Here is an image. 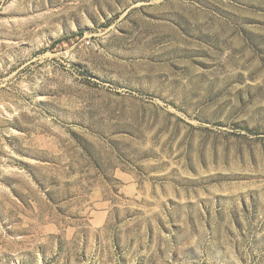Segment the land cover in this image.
I'll return each instance as SVG.
<instances>
[{"label": "rangeland", "instance_id": "374dc122", "mask_svg": "<svg viewBox=\"0 0 264 264\" xmlns=\"http://www.w3.org/2000/svg\"><path fill=\"white\" fill-rule=\"evenodd\" d=\"M0 264H264V0H0Z\"/></svg>", "mask_w": 264, "mask_h": 264}]
</instances>
